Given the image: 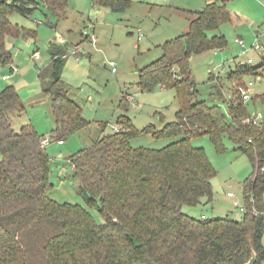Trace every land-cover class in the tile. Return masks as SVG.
Here are the masks:
<instances>
[{
    "label": "trees",
    "instance_id": "16d2710c",
    "mask_svg": "<svg viewBox=\"0 0 264 264\" xmlns=\"http://www.w3.org/2000/svg\"><path fill=\"white\" fill-rule=\"evenodd\" d=\"M67 4L68 0H0V67L11 63L8 38L31 34L12 25V13L28 17L43 9L63 17ZM92 4L123 14L130 1L92 0ZM190 16L187 33L165 42L158 60L136 70L140 91L174 92L175 121L164 123L160 130L148 126L139 131L121 115L118 132L101 136L67 158L86 208L57 203L48 196L53 187L51 165L42 138L29 125L16 133L7 114L15 108L22 112L18 92L14 86L0 91V264H244L253 252L255 264L261 263L264 93L249 100L253 107L261 106L262 121L245 123L251 113L238 88L245 75H257V70L241 64L225 75L235 84L230 95L220 83L213 87L212 96L225 112L197 98L190 58L226 47L223 35L208 34L230 22L231 16L226 0H212ZM61 52V47L54 48L53 83L44 92L50 95L54 120L50 136L63 144L87 122L82 108L61 87ZM209 76L210 81L215 79ZM123 98L124 94L119 102L122 111L129 105ZM139 135L174 141L159 150L132 148L130 141ZM201 136H207L218 152H223L226 137L251 165L242 188L245 212L238 221L194 219L182 213L183 206L212 202L215 171L203 150L190 144ZM96 207L103 224H97L87 210Z\"/></svg>",
    "mask_w": 264,
    "mask_h": 264
},
{
    "label": "rangeland",
    "instance_id": "374dc122",
    "mask_svg": "<svg viewBox=\"0 0 264 264\" xmlns=\"http://www.w3.org/2000/svg\"><path fill=\"white\" fill-rule=\"evenodd\" d=\"M129 1L130 6L124 14H114L107 7L93 6L92 0H68L63 17H54L43 9H35L28 17L17 13L9 16L12 25L31 34L8 38L11 63L0 67V91L14 86L18 92L23 113L15 108L7 114L16 133L21 126L29 125L42 139H49L50 143L45 148L50 157L53 187L48 196L57 203L86 208L79 182L73 177L67 158L91 147L99 136L114 133L116 127L119 129V116H126L139 131L148 126L160 130L164 123L175 121L178 106L174 92L160 91V88L153 93L140 91L136 70L158 60L165 42L183 37L192 18L190 13L203 11L206 3L212 0ZM226 8L231 16L230 22L208 34L209 37L223 35L226 47L190 58L197 98L209 105H218L223 112L225 106L212 96L213 87L220 83L225 95H230L231 86L235 84L231 85L225 75L238 65H246L247 59L252 60L249 66L256 68L257 75H245L243 83L253 84L252 94L264 93V0H226ZM87 35L92 40H88ZM236 40H242L245 48L242 49ZM253 44L259 49H251ZM133 45H138V50ZM58 47L64 50L67 58L65 61L59 57L62 63L61 87L68 91L71 100L80 105L87 122L84 129L68 137L61 145L50 136L54 129L51 99L42 91L53 83L52 53ZM75 47L77 56L66 52L73 51ZM36 51L39 58L34 60L32 56ZM10 66L17 68L18 72L11 73ZM213 72L215 79L210 81L209 74ZM3 75L7 77L5 81L1 80ZM125 91L134 96L136 102L122 111L119 100ZM124 100L127 102L126 98ZM138 103L141 105L139 108ZM245 103L251 116L262 113L259 104L253 107L249 101ZM173 141L139 135L130 141V145L132 148L159 150ZM190 144L203 150L215 171L211 180L213 196L209 204L183 206L182 213L194 219L204 215L209 219L229 217L240 220L242 213L233 203L243 204V182L252 173L248 159L234 151L226 137L222 142L223 152H218L207 136L193 138ZM228 192L234 194V198H227ZM262 199L264 202V195ZM87 210L97 224L104 223L97 207ZM261 243L264 247V233ZM260 264H264V259Z\"/></svg>",
    "mask_w": 264,
    "mask_h": 264
},
{
    "label": "built area",
    "instance_id": "2783aa9c",
    "mask_svg": "<svg viewBox=\"0 0 264 264\" xmlns=\"http://www.w3.org/2000/svg\"><path fill=\"white\" fill-rule=\"evenodd\" d=\"M139 38H140V37H138V40H139ZM87 39H88V40H92V37L90 38V37L87 35ZM236 42H237V44H238L242 49L245 48V44H244V42H243L242 40H236ZM250 48H251V49H254V50H258V49H259V46H257L256 44H253V45L250 46ZM66 52H67V53L69 52V53H71L72 55H77L78 50H77V48L75 47L73 51H66ZM60 57H61L62 59H64V58H66V54L63 53V54L60 55ZM38 58H39V54H38V52H34V53H33V56H32V59L37 60ZM251 64H252V60H251V59H247V61H246V65L249 66V65H251ZM9 68L11 69V73H12V72H18V69H17V68H14V67H12V66H10ZM112 72H114V69H112ZM212 74L214 75V72H213ZM6 79H7L6 76H2V77H1V80H2V81H5ZM252 86H253V84H252L251 82H248V83L245 82L243 86H240V87L238 88L239 96L241 97V99H242L244 102L249 101V100L251 99V97L254 95V94H252V92H251V87H252ZM124 97L126 98V100H127V102H128L129 104H132V105H133V104L136 102V100L134 99V96H132V95H128L126 92L124 93ZM262 119H263V115H262V113L258 112L257 114L252 115L250 118L246 119V120H245V123L258 124L259 122L262 121ZM113 132H114V133H115V132H118V128L116 127V128L113 130ZM49 143H50L49 139H42V140H41V145H42L43 147L47 146ZM57 143H58L59 145L62 144L61 141H57ZM226 196H227L228 198H234V194H232V193H230V192H228V193L226 194ZM233 206L236 207V208L239 207V210H240V212H241L242 214L245 212V208H244L243 204L240 206L239 203H238L237 201H235V202L233 203Z\"/></svg>",
    "mask_w": 264,
    "mask_h": 264
},
{
    "label": "crops",
    "instance_id": "0c3cea01",
    "mask_svg": "<svg viewBox=\"0 0 264 264\" xmlns=\"http://www.w3.org/2000/svg\"><path fill=\"white\" fill-rule=\"evenodd\" d=\"M123 14H124V13H123ZM85 39H86V38H85ZM65 48H66V46H65ZM133 48L138 50L139 47H138V45H133ZM61 49H62V48H61ZM36 52H37V51H36ZM63 53H64V50L62 49L61 54H63ZM61 54H60V55H61ZM76 56H77V55H76ZM66 60H67V58H65V61H66ZM113 73H115V71H114ZM39 75H40V74H39ZM40 88H41V90L43 89L41 86H40ZM164 90H165L164 88H160V91H164ZM42 91L44 92V90H42ZM125 92H126V91H125ZM120 99H121V98H120ZM119 101H120V100H119ZM79 106H80V105H79ZM137 107L139 108V107H141V105L138 103V104H137ZM23 111H24V108H23V110H22V113H23ZM82 111H83V110H82ZM104 125H106V124L104 123ZM21 127H22V126H21ZM21 127H20V128H21ZM105 129H106V128H105ZM105 129H104V131H105ZM104 134H105V132H104ZM100 137H101V136H99L98 138H100ZM98 138H97V139H98ZM93 143H94V142H93ZM226 197H227V196H226ZM227 198H228V197H227ZM201 218H204V215H202Z\"/></svg>",
    "mask_w": 264,
    "mask_h": 264
},
{
    "label": "water",
    "instance_id": "95a60500",
    "mask_svg": "<svg viewBox=\"0 0 264 264\" xmlns=\"http://www.w3.org/2000/svg\"><path fill=\"white\" fill-rule=\"evenodd\" d=\"M255 262H256V253L253 252L250 259L244 264H255Z\"/></svg>",
    "mask_w": 264,
    "mask_h": 264
}]
</instances>
